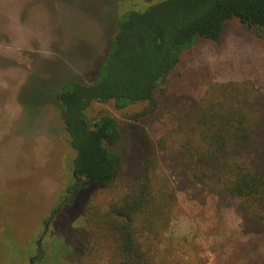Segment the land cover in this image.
<instances>
[{
  "label": "trees",
  "instance_id": "1",
  "mask_svg": "<svg viewBox=\"0 0 264 264\" xmlns=\"http://www.w3.org/2000/svg\"><path fill=\"white\" fill-rule=\"evenodd\" d=\"M158 1L119 10L94 71L56 76L49 91L74 153L72 172L112 194L83 204L89 241L80 240L79 228L71 231L76 264H176L166 236L181 211L178 193L230 200L247 226L264 233V90L250 80L216 81L206 70L195 77L196 93L171 92L184 53L199 40L218 42L225 22L235 19L264 39V0ZM94 103L129 122L167 118L170 126L154 142L142 125L90 115ZM131 132L139 170L132 185L119 186L117 146Z\"/></svg>",
  "mask_w": 264,
  "mask_h": 264
},
{
  "label": "rangeland",
  "instance_id": "2",
  "mask_svg": "<svg viewBox=\"0 0 264 264\" xmlns=\"http://www.w3.org/2000/svg\"><path fill=\"white\" fill-rule=\"evenodd\" d=\"M136 3L0 0V264H30L31 257H36L32 264H76L79 255L71 231L79 228L80 240L88 243L82 206L89 200L105 202L112 194L93 183L79 182L75 187L74 153L49 91L56 89L51 88L56 76L80 79L94 71L118 11ZM206 70L216 81L250 80L264 90V39L235 19L225 22L218 42L199 40L184 53L171 92L196 93L195 77ZM89 114L112 115L131 128L142 125L154 142L170 126L167 118L129 122L109 104L94 103ZM138 144L131 132L117 146L123 167L116 185L134 183ZM177 196L181 211L166 236L173 262L264 264V233L247 226L232 201L196 199L191 193Z\"/></svg>",
  "mask_w": 264,
  "mask_h": 264
},
{
  "label": "flooded vegetation",
  "instance_id": "3",
  "mask_svg": "<svg viewBox=\"0 0 264 264\" xmlns=\"http://www.w3.org/2000/svg\"><path fill=\"white\" fill-rule=\"evenodd\" d=\"M72 176L75 178V182H76V184L78 183L79 184V182H81L77 177H76V175H75V173H73L72 174ZM76 184H75V187H76ZM74 189V188H73ZM74 191H75V189H74ZM73 191V192H74ZM67 199H68V197L67 198H65L64 199V202H67ZM52 213H54V212H52ZM52 216H53V214L50 216V218H52ZM47 225V224H46ZM48 230V228H46L45 227V231H44V233L42 234V237H44V235H45V233H46V231ZM40 241H38V245H37V248H38V253L41 251V249H40ZM36 257H31L30 258V264H32V262L34 261L33 259H35Z\"/></svg>",
  "mask_w": 264,
  "mask_h": 264
}]
</instances>
